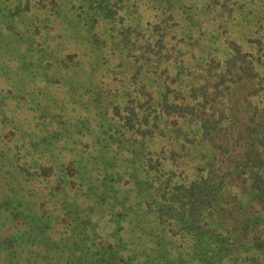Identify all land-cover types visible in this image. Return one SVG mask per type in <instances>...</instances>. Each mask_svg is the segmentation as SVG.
Segmentation results:
<instances>
[{
	"label": "trees",
	"instance_id": "obj_1",
	"mask_svg": "<svg viewBox=\"0 0 264 264\" xmlns=\"http://www.w3.org/2000/svg\"><path fill=\"white\" fill-rule=\"evenodd\" d=\"M206 3L170 44L190 0H0V78L25 59L0 94V264H264V22L245 42L230 21L252 4ZM116 43L134 63L104 84L85 54ZM181 45L204 84L187 68L152 89L146 66L164 74Z\"/></svg>",
	"mask_w": 264,
	"mask_h": 264
},
{
	"label": "rangeland",
	"instance_id": "obj_2",
	"mask_svg": "<svg viewBox=\"0 0 264 264\" xmlns=\"http://www.w3.org/2000/svg\"><path fill=\"white\" fill-rule=\"evenodd\" d=\"M207 1L208 0H190V2L194 5V7L185 8V12L183 14L184 20H182L181 22H178L175 19H171L169 21L168 24H173V26L171 27L169 34L167 36V40L169 41L170 44L176 43L177 38H176L175 34L183 33V35H189V34H191V32L192 33L194 32L193 29H190V26L188 24H191V23H189V22H193V21L195 22L196 20H199L198 22L201 24V21L208 17L209 13H207V12H209V11L206 9V6H207L206 2ZM233 1L234 0H227V4H231ZM235 1H237V4H235V7H237L239 4H244L245 1H247V3H249V4L250 3L252 4V14L249 13L248 10H250V9H248L247 7H246V10L238 8L235 10L236 11L235 12V18L236 19H232V21H230V23H232V25L235 24V26L239 22H241L244 25L245 24L248 25V23L250 22V26H248V29L244 28V29L240 30L236 35V36L240 37V39L242 41L246 42L245 38H248V37L254 35L255 33L253 34V32H255L259 28V27L257 28V26L255 24L257 22H261V21L264 22V0H235ZM109 2L111 5H113V1H109ZM153 4H154V2H150V5H153ZM245 5H247V4H245ZM243 11H248V14H247L248 18L247 19H250V21H248L247 23H246V20H242V19H244L243 18L244 17ZM226 16H227V14H225V19L227 18ZM254 16H257V17L255 18ZM188 17H190V18H188ZM259 17H260V19H259L260 21L257 19ZM204 24H206V23H204ZM30 30H31V28H30ZM158 32L161 33L160 31H158ZM53 34L55 35L54 32H51L50 37H52V39H56L57 41L63 42L64 54L65 53L73 54L74 51H77V50L84 52L83 48H86V45H88L87 43L84 42L80 47H77L75 45V42H74L75 40L68 39V37L66 35L64 38H61L59 40L57 38H54ZM27 40H28V42H29V40L32 41L33 36H29V38L27 37ZM27 40L25 39L23 41L24 47L27 45ZM108 41L109 42L111 41L110 37H108ZM116 44L117 45L115 46V48L113 47V49H110L111 48V46H110V47H107L105 51H103V53L106 54V58H104V61H102V58H101L102 52H97L99 54V58H96V56H92L93 54L96 55V53H94L90 48L87 49L86 54H85L86 60L88 59V54H90V59H92L90 61V63L99 60V63L101 64L102 68H104V72L105 71L107 72V70L109 71V74L107 76L102 77V82L104 84H107V83L117 84V81H118L117 77L120 78V76L115 74L113 72V70L117 69V70L122 71V70H127L128 68L131 69V66H129V63L132 64V66L134 63L133 61H134L135 57L132 55L126 56L125 52H127V49H125V48L122 49L118 43H116ZM181 48H182V57L180 55V57L178 58V60L176 61L175 64H170L169 65L170 69L168 71L164 72V74L157 73V74L161 75V77H158L157 74L152 70L154 68V66L153 67L148 66V65L146 66L147 68L150 67L151 69L148 71L145 69V72H143L144 73L143 75H145V81L148 82V84H150L152 89H155L156 91H158V90L160 91L161 87H159V86H163V87L165 86V85H163V83L166 84L165 80L168 78L167 76L169 74L172 75V74L176 73L177 71H180L182 69L184 71V69H187V68L192 69L193 71L187 72V73H186V71H184V73H186V74L184 77H182L183 84H187L190 86L192 83H195L197 81V80H194V78H193L195 76L200 78V80H201L200 84H204V82L202 81L203 80L202 78L206 79V76H204L206 74L204 71H202V68L197 67L198 61H202L199 58V55H200L198 53L199 48H193L190 46H188L186 48L182 45H181ZM114 50L117 52L116 54L114 53ZM121 50H123L124 53H122ZM27 58L29 59V57H27ZM1 59H0V61H1ZM85 59L83 57V60H85ZM24 60L25 59H23L21 56H15V55L12 56L11 62H8V64L11 67H14L13 70H14V73H16V74L13 78H9V79H6L5 77L0 78V94L3 95L6 93L7 96H10V97L13 96V94L9 90L11 87L9 85L13 81L15 83L18 82L19 76H21L19 72L22 69V65H23ZM121 60H124V62H125L124 66H118L119 62ZM6 62H7V59L4 58V64ZM143 62H145V60L141 59L140 63L142 64ZM132 70H133V68H132ZM124 75L127 76V74H124ZM167 81H170V80H167ZM175 85H176V83H172L173 87H175ZM111 87H115V86L112 85ZM12 88H14L15 90H18L19 88L21 89L22 86L21 85H14V87H12ZM170 98L172 99V97H170ZM9 101H11V103L13 104V108L16 109V111H17L18 109L16 108V100L10 99ZM23 103H25V102L21 101V102H19V105H18L19 110L17 111V115L20 117H21V113H22V115H23V113L24 114L31 113L30 110L27 109V107L29 105H24ZM23 110H25V111H23ZM28 116H29V114H28ZM21 120L24 123L23 125L26 126L24 130L29 132V130L32 127L31 124L34 123V121L31 118H30V120H26L25 118H21ZM165 143L166 142L158 143V145L163 146Z\"/></svg>",
	"mask_w": 264,
	"mask_h": 264
}]
</instances>
